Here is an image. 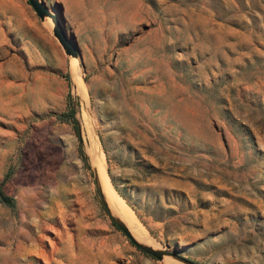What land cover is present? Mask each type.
Wrapping results in <instances>:
<instances>
[{"label": "rangeland", "instance_id": "1", "mask_svg": "<svg viewBox=\"0 0 264 264\" xmlns=\"http://www.w3.org/2000/svg\"><path fill=\"white\" fill-rule=\"evenodd\" d=\"M46 1L63 9L88 102L75 58L64 76L27 59L45 42L29 0H0V186L12 171L15 201L0 202V264H174L112 222L89 119L144 244L198 264H264V0ZM70 93L85 157L60 119Z\"/></svg>", "mask_w": 264, "mask_h": 264}, {"label": "water", "instance_id": "2", "mask_svg": "<svg viewBox=\"0 0 264 264\" xmlns=\"http://www.w3.org/2000/svg\"><path fill=\"white\" fill-rule=\"evenodd\" d=\"M29 3L32 6V8L35 10L36 14L42 20L49 18L53 21V23L55 25L54 29H53L54 36L59 41L61 46L63 47L66 55L69 57L76 58V59L79 58L81 60V55L79 53L78 47L74 43V41L71 39V37H70L66 27H65L66 21H65L63 9L58 8L57 14H56L48 6L46 0H29ZM79 128H80V126H79ZM80 135H81V131H80ZM96 179H97V183H98V188H99V193H100L102 204H103L104 208L106 209V211L111 216L112 222L122 233H124L130 239V241L138 249H140L141 251H143L147 255H149V256L157 259V260H163L166 256H169V257H172V258L182 262L183 264H198V263H196V262H194V261H192L186 257L179 255L175 251L172 252V251H166V250H158L152 246H148V245H145V244L138 242L134 238V236L132 235V233L129 230V228L127 227V225L121 219L112 215V212L109 208V205H108L106 198L103 194V191L100 187L99 176H98L97 172H96Z\"/></svg>", "mask_w": 264, "mask_h": 264}, {"label": "bare ground", "instance_id": "3", "mask_svg": "<svg viewBox=\"0 0 264 264\" xmlns=\"http://www.w3.org/2000/svg\"><path fill=\"white\" fill-rule=\"evenodd\" d=\"M50 25H51V28L53 30L54 26H55L53 21H50ZM78 66H79L78 60L75 58L73 60V64H72V74L74 77V79H73L74 90L77 94H80L82 96L83 100L85 101V104H87V102H88L87 89H86L85 84H83V82L79 78L80 70L76 69V68H78ZM86 119L87 118H85V122H86ZM89 122H90V119H89ZM89 122L87 120V124H88L87 127H88V131L90 133L89 135L91 137V147H90V149H88V154L91 155L93 165L96 166V168H97V174L99 176V184H100V187H101L103 194L106 198V201L109 205V208L112 212V215L119 218V219L122 218L127 224H129L131 226V228L135 227L134 234H133L132 231L130 230V228L127 226L129 228V230L131 231L132 235L134 236V238L138 242H140L142 244L147 243L148 241H146L147 240L146 235L140 229L141 227L139 228L136 225V223L134 221L135 218L133 219V217H132V215H133L132 212L130 211V213L132 215L128 212V209H127L125 202L120 198L117 191L113 187V184H112L109 176L106 175L105 163H104V158H103L104 155H103L102 151L100 150V146L98 145L99 143H97L96 137L93 135V132L91 131V128H90L91 123L89 124ZM92 126H94V125L92 124ZM94 134H95V132H94ZM135 225L139 229L136 228ZM145 245H147V244H145ZM148 246H151V245H148ZM152 247H154V246H152ZM172 263L181 264L180 262H178L175 259H173Z\"/></svg>", "mask_w": 264, "mask_h": 264}, {"label": "crops", "instance_id": "4", "mask_svg": "<svg viewBox=\"0 0 264 264\" xmlns=\"http://www.w3.org/2000/svg\"><path fill=\"white\" fill-rule=\"evenodd\" d=\"M19 9L22 10L23 7L20 6ZM1 12L2 11H0V13ZM20 12L23 13V10ZM22 23L23 22L21 21V24ZM27 23L35 31V36L45 41L44 44H29L28 50H26L25 54L27 59L42 61L43 66L47 68L46 70H49L48 72L51 75L64 76L62 72L65 68L66 54L61 44L56 42L55 36L52 37L42 19L40 21L30 20ZM10 27L11 26H9V28ZM53 58H56L57 64H50V62H53Z\"/></svg>", "mask_w": 264, "mask_h": 264}, {"label": "trees", "instance_id": "5", "mask_svg": "<svg viewBox=\"0 0 264 264\" xmlns=\"http://www.w3.org/2000/svg\"><path fill=\"white\" fill-rule=\"evenodd\" d=\"M65 78H67V76H65ZM68 101H69L68 105H69L70 111H69V113L62 115L60 119L65 121V122H73L74 123V125L76 127V130H77L78 137L80 139V143H81L80 153H81L82 156H84V152H83V149H82V138H81V135H80V128H79L78 121L76 119V110H75V107H74V104H73L71 93L68 94ZM12 175H13V173H12V171H10L7 174L5 180L2 182V184L0 186V202L3 203L6 206H9V207H13L15 205V201H14V199L12 197L8 196L5 193L4 185L11 179ZM118 192H120V191L118 190Z\"/></svg>", "mask_w": 264, "mask_h": 264}]
</instances>
